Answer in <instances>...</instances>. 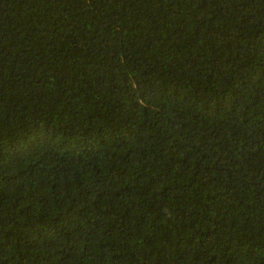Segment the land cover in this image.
Listing matches in <instances>:
<instances>
[{
	"label": "trees",
	"instance_id": "16d2710c",
	"mask_svg": "<svg viewBox=\"0 0 264 264\" xmlns=\"http://www.w3.org/2000/svg\"><path fill=\"white\" fill-rule=\"evenodd\" d=\"M0 264H264V0H0Z\"/></svg>",
	"mask_w": 264,
	"mask_h": 264
}]
</instances>
